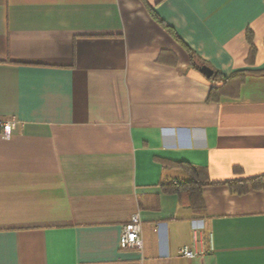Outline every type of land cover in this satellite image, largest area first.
Here are the masks:
<instances>
[{"label":"crops","instance_id":"crops-1","mask_svg":"<svg viewBox=\"0 0 264 264\" xmlns=\"http://www.w3.org/2000/svg\"><path fill=\"white\" fill-rule=\"evenodd\" d=\"M159 21L242 79L207 102ZM0 118V264H264V181L204 186L201 211L161 188L182 162L264 176V0H0Z\"/></svg>","mask_w":264,"mask_h":264},{"label":"trees","instance_id":"trees-1","mask_svg":"<svg viewBox=\"0 0 264 264\" xmlns=\"http://www.w3.org/2000/svg\"><path fill=\"white\" fill-rule=\"evenodd\" d=\"M159 23L163 26L166 32L169 33L173 39L183 47L192 68L197 70L199 66H208L205 61L195 56V54L180 40V38L171 28H169L167 25H164L161 21H159ZM246 36L247 40L251 42L250 32H247ZM212 71L213 73L211 77L207 79L211 83L207 102H218L221 97L226 96L228 90L227 87L231 86V84H234V80L236 78L243 77V75L224 77L219 72L215 70ZM241 79H239L238 85L240 81L242 82ZM170 165L182 169L186 173L187 180L176 184L169 183L167 185H163L161 187L162 191L167 194H175L181 203L188 204L194 211L202 210L203 203L201 199V189L204 186L225 184L233 193L242 195L247 192L246 184L250 183L252 184L253 188L257 189L258 186L264 181V176L240 178L222 182L211 181L205 169L197 168L191 164L183 162Z\"/></svg>","mask_w":264,"mask_h":264},{"label":"built area","instance_id":"built-area-1","mask_svg":"<svg viewBox=\"0 0 264 264\" xmlns=\"http://www.w3.org/2000/svg\"><path fill=\"white\" fill-rule=\"evenodd\" d=\"M14 125L15 122L13 120H3L0 118V137L4 140H9ZM119 247L120 249H142L141 222L138 216H133L123 226L119 237ZM179 254L186 259H193L197 256L196 250L189 246H182Z\"/></svg>","mask_w":264,"mask_h":264},{"label":"water","instance_id":"water-1","mask_svg":"<svg viewBox=\"0 0 264 264\" xmlns=\"http://www.w3.org/2000/svg\"><path fill=\"white\" fill-rule=\"evenodd\" d=\"M197 70H198V72L201 74V75H203L205 78H210L211 77V75H212V73H213V71L208 67V66H205V65H203V66H199L198 68H197Z\"/></svg>","mask_w":264,"mask_h":264}]
</instances>
